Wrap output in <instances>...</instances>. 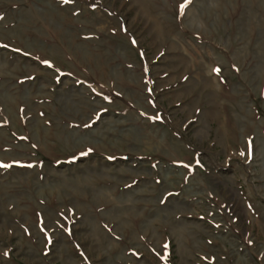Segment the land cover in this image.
I'll list each match as a JSON object with an SVG mask.
<instances>
[{
  "label": "rangeland",
  "instance_id": "1",
  "mask_svg": "<svg viewBox=\"0 0 264 264\" xmlns=\"http://www.w3.org/2000/svg\"><path fill=\"white\" fill-rule=\"evenodd\" d=\"M184 1L0 0V264H264V0Z\"/></svg>",
  "mask_w": 264,
  "mask_h": 264
},
{
  "label": "crops",
  "instance_id": "2",
  "mask_svg": "<svg viewBox=\"0 0 264 264\" xmlns=\"http://www.w3.org/2000/svg\"><path fill=\"white\" fill-rule=\"evenodd\" d=\"M185 2H186V0L183 2V3H181V5H183V4H185ZM189 3L187 2L186 3V6L183 8V11L181 12V5H179V7H177V16H178V18L177 19H174V21H176L177 22V24H178V28H181L180 30H182V23H181V21H182V19H183V15H186L187 14V11H188V5ZM160 30H161V34H163V36H166V35H168L169 34V30H168V28H167V25L166 24H164L163 22L162 23H160ZM131 44L134 46L135 45V43H134V40L133 39H131ZM169 47V43L168 44H166L165 46H163V48H161L160 49V52H159V55L160 56H163L162 55V53H161V51L163 50V49H167ZM173 47V46H172ZM141 56H142V52H141ZM179 57V55L177 54V55H174L173 56V58H178ZM174 66V65H173ZM207 68H208V72H210V73H212V74H215V75H218V74H220L221 73V70L219 69V67H218V65L217 64H212V65H210V68L207 66ZM176 70V69H175ZM175 70H172V71H175ZM218 70V71H217ZM166 72V71H165ZM181 72H187V71H183V70H179L178 71V73H181ZM218 76H216V85H217V87H218V83H219V81H218V78H217Z\"/></svg>",
  "mask_w": 264,
  "mask_h": 264
},
{
  "label": "snow or ice",
  "instance_id": "3",
  "mask_svg": "<svg viewBox=\"0 0 264 264\" xmlns=\"http://www.w3.org/2000/svg\"><path fill=\"white\" fill-rule=\"evenodd\" d=\"M65 2H68V0H65ZM188 2V0H186L185 4L181 5V12L183 11V8L186 6V3ZM47 63V62H45ZM50 66V65H49ZM218 71V70H217ZM0 166H3V167H8L7 165H0ZM165 247H167V245H165Z\"/></svg>",
  "mask_w": 264,
  "mask_h": 264
}]
</instances>
